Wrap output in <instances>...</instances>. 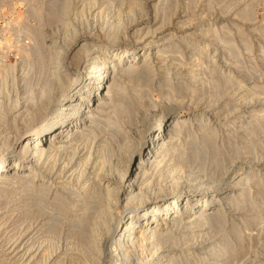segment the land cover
Here are the masks:
<instances>
[{
  "label": "rangeland",
  "instance_id": "obj_1",
  "mask_svg": "<svg viewBox=\"0 0 264 264\" xmlns=\"http://www.w3.org/2000/svg\"><path fill=\"white\" fill-rule=\"evenodd\" d=\"M136 45L151 46L150 61L145 70H139L138 58L126 74L121 69L129 63L124 61L110 71L119 78L114 100L130 101L137 120L146 111L153 118L169 108L177 110L182 122L175 153L154 173L153 185L160 183L168 191L186 184L204 188L214 171L230 163L237 174L239 169L254 172L244 185L249 193L243 206L226 205L219 225H197L186 236L184 230H172L174 240L156 255L164 252L178 264H264V119H257L264 110V0H0V158L11 148L18 152L40 124L43 110H49L39 104L40 96L51 92L59 76H67L69 86L80 80L89 48L100 52L96 57ZM110 104L109 112L115 105ZM247 109L255 111L250 115ZM104 121L97 123L93 145L72 142V149L54 153L34 171L17 168L10 172L17 179L0 181V264H77L84 247L77 231L92 197H84L70 175L90 147L109 142L111 128ZM198 152L207 154L205 162ZM16 155L10 158L12 166L19 161ZM193 201L188 198L185 217H193ZM110 259L118 261L117 256Z\"/></svg>",
  "mask_w": 264,
  "mask_h": 264
},
{
  "label": "bare ground",
  "instance_id": "obj_2",
  "mask_svg": "<svg viewBox=\"0 0 264 264\" xmlns=\"http://www.w3.org/2000/svg\"><path fill=\"white\" fill-rule=\"evenodd\" d=\"M131 10L133 11V9ZM139 37L141 38L142 36ZM147 46L149 45L140 48L139 45H136L133 48L124 51H119V49L113 48L112 50H110L111 52H106L107 55L104 54L96 57L94 56L96 54H99L100 52H98L94 48H89V51L85 56V60L83 62L82 72L78 75V77H80V80L71 81L72 83L69 86V82H66L69 78H67V76H64L65 78H67L66 80L63 76H59V78H57V81H55L56 86H51L53 87L51 92L40 96L41 99L39 104L44 105L45 107L47 106V109H49L43 110L44 113L41 117L40 124L34 127V131L28 135L23 146L20 147L18 152L14 148H11L0 158V181L4 183L13 179H17L16 174L15 176L10 175L11 170L13 171L17 168L23 169L25 167L28 173L34 171L39 166L41 167L44 160L48 161L49 159H51V156L54 153H59L62 151L64 152L68 148L72 149V142H91V144L93 145L96 138L95 128L100 127H97V123L104 121L102 120V118L100 119L101 121H99L98 119L99 117L105 116V126L107 128H111L110 139L108 140L109 142H97L98 144L95 147H90L87 154L82 157L80 156V158L76 161L73 168L74 172L72 175H70L79 185L82 195L84 197H92L91 204L89 203V206L86 205V208L82 209L85 212L84 217H82L81 219L82 224H84L82 227L79 226L81 227V230L77 228L79 229V231L77 232H79V236L82 238L84 243L83 252L85 254L84 256L82 255L83 252H81V256L80 258H78L77 264H100L101 262H103L102 264H113L112 260L110 259L113 256H117L118 258V261H115L116 263L114 262V264H163L162 262H160L162 259L166 260L165 264H175V262L177 263V261L179 260L174 262V257L163 255L165 254L164 252L163 254L156 255V252L159 251V249L164 248L167 243L174 240V230H184L183 233L186 236L185 233H189V231H191V229H193L197 225L198 229L203 226V224L207 223H212L213 226L217 225L218 222L222 221V212L224 211V209H226L224 207L227 205L226 207H229L230 209H233V207L238 209L239 207L244 205L245 197L249 193L248 189L244 188V185H247L249 181H251L249 177L251 175L253 176L254 172L252 173L246 171L247 169H239V172H241V174H237V171L232 166L233 164L230 163L231 160L228 161L230 164L219 167L220 172L215 175V171L213 172V176L208 178L209 183L207 187L196 188L195 186L186 184V186L182 189L175 187L172 188L171 191H168V189L164 188L160 183H158V185L154 184L156 186L154 187L152 182L154 173L158 172L157 169L159 167L166 166V163H168V161H166L165 159L170 153H175L173 147L175 146L176 142L179 141L181 136V116H179V113L176 109L170 110L168 108L169 110H163L164 112H162L161 116L159 117L150 118L148 117L149 112L147 113L146 111L142 114L141 118L137 120L136 116L134 115L135 112L133 113V110H131L132 107L130 108L129 106L130 101H128L129 103L123 102L121 104V101H115L117 100V98L114 100L115 96L113 94H115L116 90L118 89L117 83L119 81V78L115 76V73H113V75L110 73L113 68L121 65L123 61L129 63V65H125V67L121 69V72H123V74H126L128 71L130 72L135 68V65L133 66V60H136L138 58L141 59L140 63H142V66L139 67V70H145L144 68L146 64H148L150 61L149 55L151 54H149V52L153 50L150 48L151 46ZM52 53L54 54V52ZM106 56H110V61L106 59ZM58 57H60L59 54ZM145 73H143V75ZM64 74L65 73H63V75ZM144 77L146 76L144 75ZM165 77L168 78V76ZM144 94L146 93L144 92ZM149 94L150 93L148 92V95ZM169 94L170 93H168V95ZM172 94L173 93H171V96ZM123 97L124 96H122V98ZM141 98L143 97L141 96ZM248 98L250 97H248L247 95L245 96L244 100H247ZM111 102H113L115 105H113V111L111 110L109 112V106H111V104L109 105V103ZM135 106L140 107V105ZM154 107L156 106H153V108ZM254 111L255 110L247 109L246 114L251 115V113L253 114ZM257 119H264V110H259ZM234 122L230 125L234 124ZM230 125L228 126L230 127ZM106 127H104V130L106 129ZM22 138H20V140ZM209 146L210 144L208 145V147ZM246 146L249 147V145ZM209 149H211V146ZM15 153L19 156V161L15 162L14 166H12L10 158L13 157ZM196 153L192 156L197 155ZM202 153L205 154L206 151ZM246 154L245 156H247ZM248 154H250V152ZM202 155L200 153L198 158H200L199 160L205 162L204 160L207 159L205 158L207 154L203 155V157ZM211 155L210 157H212ZM198 158L196 157V161H199ZM201 158H203V160ZM177 159H179V157ZM210 161L212 163L213 160L210 159L209 162ZM19 162H21V164ZM203 162H201L200 164L199 161V165H202ZM219 162H221V159ZM33 176L37 177L36 174H33ZM158 176H162V174ZM168 177L169 176H167V178ZM160 178L161 177H159V179ZM168 179H170L172 182H177V180L174 181V176H170V178ZM237 188H239L240 190L236 191ZM179 191L181 192L179 193ZM75 195L77 197V194ZM78 197H80V195ZM29 198L31 197L29 196ZM188 198L194 200L192 203V207L189 208V215L193 217L184 216L187 211V205L189 204ZM220 214H222L221 218ZM74 225L77 226V224ZM170 225L171 228L169 227ZM76 226L73 227L75 228L74 230H76ZM215 228L217 227L215 226ZM217 233H219V230ZM258 233L260 232L258 231ZM188 236H190V234H188L187 237ZM193 239L194 238L190 240ZM175 241H177L176 238ZM171 247H173V245ZM216 249L218 250V248ZM78 253H80V251ZM138 253L140 254V256ZM148 256H150V258H148ZM228 257H230V255ZM195 264L199 263L196 262Z\"/></svg>",
  "mask_w": 264,
  "mask_h": 264
}]
</instances>
